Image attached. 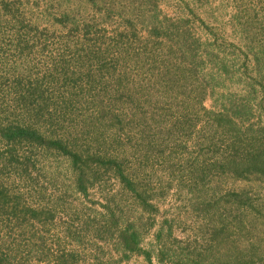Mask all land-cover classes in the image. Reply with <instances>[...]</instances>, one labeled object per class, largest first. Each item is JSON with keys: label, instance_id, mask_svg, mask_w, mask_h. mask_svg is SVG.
Listing matches in <instances>:
<instances>
[{"label": "trees", "instance_id": "1", "mask_svg": "<svg viewBox=\"0 0 264 264\" xmlns=\"http://www.w3.org/2000/svg\"><path fill=\"white\" fill-rule=\"evenodd\" d=\"M76 1L73 12L57 18L66 25L59 38L71 57L52 56L55 73L40 77L32 66L0 73V228L8 227V220L10 233L18 229L32 242L41 231L37 228L50 226L66 198L55 201L38 187L43 175L38 165L42 159L59 158L67 161L73 185L84 195L117 179L121 189L107 198L108 214L96 216L93 229L117 234L123 249L145 253L150 264L152 253L140 247L139 223L128 219L122 224L132 209L121 201L130 199L147 213L146 224L152 227L159 212L156 199L175 181L189 189L187 201L205 224L184 244L174 236L176 218H165L156 234L161 261L264 264V49L228 44L209 20L190 10L177 25L168 18L170 23H154L144 41H139L137 25L109 37L89 16L99 2ZM100 3L105 8L112 0ZM91 8L93 14L88 13ZM32 9L26 0H0V43L9 36L20 58L34 43H43L44 52L53 39L35 21ZM246 21V36L263 32L262 26L252 29L254 17ZM196 24L214 42L197 37L192 30ZM52 33L58 38L57 31ZM208 64L212 68L206 71ZM219 74L234 77L245 94H231L221 109H209L205 102L215 93ZM106 77L114 78L111 85L102 81ZM93 88L96 93L88 96ZM83 110L84 117H78ZM189 149L182 166L171 157ZM161 162L164 172L155 166ZM226 178L261 186L260 203L249 189L224 188ZM34 193L40 196L39 205L28 197ZM91 228L86 221L62 229L67 239H76ZM5 244L0 237V264H26L23 258L13 259L11 243ZM41 253L45 259L47 253Z\"/></svg>", "mask_w": 264, "mask_h": 264}, {"label": "rangeland", "instance_id": "2", "mask_svg": "<svg viewBox=\"0 0 264 264\" xmlns=\"http://www.w3.org/2000/svg\"><path fill=\"white\" fill-rule=\"evenodd\" d=\"M133 1L112 0V5H103L105 8H109L106 10L102 7L100 0H97L99 7L94 6L95 15L89 16L90 18L96 17V21L100 22V28L102 30L105 29L109 37L131 25H137L136 29L140 34L138 37L139 41H144L147 36H150L149 30H151L154 23L165 22L166 18L172 19V23H176L181 18H186L190 10L196 12L205 20H209L210 26H215L223 36H226L227 41L230 42L228 44L236 43L242 46L240 48L247 50L248 48L255 51L264 49V0H149L150 2L137 0L138 3L136 5ZM26 2H29L30 6L34 7L32 9L33 17L35 21H38L40 28L47 30L53 39L46 44L47 49L44 52L41 48L43 43H34V47L26 50L27 53H25L24 58H20L18 49L9 40V36H6L3 38L5 40L0 43V70H3L0 73H5L11 69L17 73V70L23 71L26 66H32L34 75L38 74L43 77L44 75L55 73L52 56L57 57L63 53V56L71 57L67 47L63 44L64 40L59 38L66 34V25L60 24L57 18L68 14L67 12L70 10L73 12V9L77 8L78 4L76 0H26ZM30 10L28 11V16H31ZM93 10L91 8L88 13L93 14ZM214 17H217V19H213ZM253 17L256 22L252 29L262 26L261 30L263 32L257 33L258 35L251 34L246 36V30L249 25L246 20H251ZM260 22H262V25ZM175 29L177 28L172 27L171 30ZM192 30L197 37L202 38V41L214 42L209 32L205 31L200 24L194 25ZM54 31H57L58 38L53 37L54 33L52 32ZM250 40L254 41L250 42ZM1 56H5L7 59L2 61ZM10 67V70L7 69ZM211 68L210 64H208L205 70L209 71ZM14 74L12 72L11 79ZM108 78L106 77L102 81L111 85L110 83H113L114 78L112 80ZM217 78H219V82L214 87L215 93L209 96L205 102L207 108L219 110L222 108V103L232 96L231 94H245V89L237 83L234 77H227L224 74L220 76L219 74ZM95 91L96 89L93 88L91 90L92 93H89L88 96H94ZM85 114L84 110L80 111L78 117L80 115L84 117ZM77 128L80 129V127ZM189 151L191 150L189 149L182 153L178 151L177 154H173L171 157L182 166L183 163L186 164L189 160ZM40 161L38 169L41 170L40 174L43 175L40 177L38 187H43L46 190L48 198H53L56 201L57 198L63 196L66 200L57 206L55 220L50 223L47 229L37 228L41 231L36 233V236L32 238V242L27 241V235L20 236L18 229L10 233L12 227L7 220L5 224H8V227L0 228V237L7 241L6 247L11 243L13 259L15 258L18 261L23 258L22 261L26 262V264L151 263L145 253L128 252L123 249L117 234L96 233L95 228L93 229L98 223V219H95L97 223L93 222L94 218L108 214L106 205L109 203L107 198L118 194L121 189L117 179L114 178L107 184H97L89 189L87 195H84L76 190L75 185H73L72 173L68 169L66 160L48 158ZM161 163H156L155 166L158 171L162 170L164 172L166 169L163 162ZM150 171L151 169H147L145 172ZM162 171L159 173L163 174ZM185 172L186 174L188 173L187 170ZM176 174L182 175V172L176 171ZM224 180V188L235 190L249 189L253 193L255 201L260 203L257 197L262 192V188L258 184L234 178H226ZM188 190L186 187H180L178 181H175L174 186L170 190L166 191L164 195L157 197L156 205L159 208V212L155 214L156 221L152 227L146 224L148 222L147 213H143L130 199L121 201L126 206V209H132V211L126 212L122 224L125 226L128 219L139 223L140 247L152 253V264H176L168 259L161 261L158 255L161 245L156 234L163 225L165 218H176L174 236L182 240L184 244L190 242V240L192 242L196 235L199 234L201 225L205 224V222L202 223L203 217L198 218L197 213L187 201ZM28 197H30L33 205H39L42 202L40 196L35 193ZM129 215L130 218H128ZM86 221L91 224V229L85 230L76 239H67V235L63 232V227L70 222H74L77 225H85ZM9 233L11 234L10 237ZM169 243L176 244L173 241ZM42 251L47 253L48 257L46 256L45 259H41Z\"/></svg>", "mask_w": 264, "mask_h": 264}]
</instances>
